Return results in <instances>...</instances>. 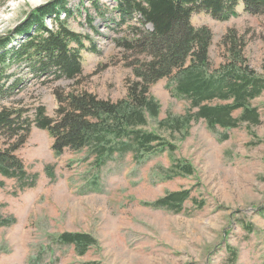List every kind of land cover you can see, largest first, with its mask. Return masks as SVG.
I'll use <instances>...</instances> for the list:
<instances>
[{"label":"rangeland","instance_id":"1","mask_svg":"<svg viewBox=\"0 0 264 264\" xmlns=\"http://www.w3.org/2000/svg\"><path fill=\"white\" fill-rule=\"evenodd\" d=\"M48 1L0 0V37ZM68 1L72 15L61 18L74 31L90 35L98 53L82 52L84 71L78 79L38 80L24 63L9 67L7 83L19 78L21 84L2 99L6 106L24 108L31 116L44 106L55 117L60 95L87 92L112 102L127 96L137 62L144 58L116 43L125 34V27L109 22L118 18L116 3ZM94 1L105 16L94 9ZM237 10L238 16L225 21L196 13L192 24L212 31L214 69L227 63L229 49L236 48L245 64L264 77V14L247 13L242 6ZM52 20H46L50 28ZM150 94L161 113L144 130H156L159 120L189 107L175 94L170 78L151 85ZM252 104L262 123L221 129L229 134L226 140L200 120L188 137L174 141L172 152L156 150L139 158L115 152L103 164L88 148L56 156L53 137L35 125L23 143L0 132V147L20 143L15 154L37 177L34 187L21 190L15 180L0 176V264H264V92ZM185 161L194 174L173 176L172 165ZM182 189H191L203 207L188 200L177 213L150 205ZM65 232L90 234L97 244L80 255L74 245L56 240Z\"/></svg>","mask_w":264,"mask_h":264},{"label":"trees","instance_id":"2","mask_svg":"<svg viewBox=\"0 0 264 264\" xmlns=\"http://www.w3.org/2000/svg\"><path fill=\"white\" fill-rule=\"evenodd\" d=\"M114 2L118 18L109 22L120 29L125 27V34L116 43L144 58L137 62L136 79L129 84L127 96L117 102L87 92H72L62 98L60 95L55 117L47 115L44 106L35 108L31 116L27 113L29 110L2 102L21 84L19 78L7 83L12 77L7 73L9 67L24 63L38 80L78 79L84 71L82 52L98 53L90 35L74 31L68 26V20L61 18L62 13L66 17L72 15L68 0H50L31 9L10 33L0 37V132L8 140L17 138L20 143L25 142L35 125L53 137L56 156L67 149L88 148L103 164L115 152H131L137 158L156 150L172 152L177 148L174 141L188 137L200 120L212 132L220 133L221 140L229 138L228 133L219 132L221 129L237 128L241 124L252 128L262 123L259 108L252 101L264 92V77L245 64L236 48L229 49L231 56L227 63L214 69L210 58L212 31L207 26H194L192 17L206 12L225 21L238 16L240 6L247 13L264 14V0ZM93 6L98 14L105 16L97 1ZM85 13L92 18L86 10ZM47 18H53V28L46 24ZM92 29L98 31L95 27ZM165 78L173 80L175 94L186 99L189 107L182 115L169 114L159 120L156 130H144L149 119H157L161 113L150 87ZM236 111H240L237 116ZM20 143L0 147V176L15 180L24 190L34 187L37 177L28 173L15 154ZM257 143L260 142H251ZM170 172L173 176L193 175L195 169L188 161L176 162ZM3 185L0 180V186ZM192 193L191 189L168 192L150 205L179 213L184 203L192 200L201 209L204 202ZM56 240L74 245L80 255L97 244L93 236L80 232H65Z\"/></svg>","mask_w":264,"mask_h":264}]
</instances>
